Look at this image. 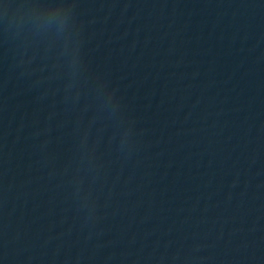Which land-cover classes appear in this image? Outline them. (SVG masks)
Wrapping results in <instances>:
<instances>
[{
    "label": "water",
    "instance_id": "water-1",
    "mask_svg": "<svg viewBox=\"0 0 264 264\" xmlns=\"http://www.w3.org/2000/svg\"><path fill=\"white\" fill-rule=\"evenodd\" d=\"M0 264H264V0H0Z\"/></svg>",
    "mask_w": 264,
    "mask_h": 264
}]
</instances>
